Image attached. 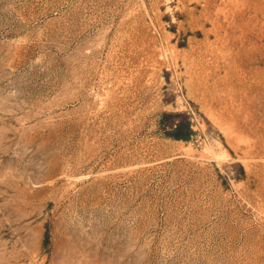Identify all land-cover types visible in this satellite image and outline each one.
Listing matches in <instances>:
<instances>
[{
    "label": "rangeland",
    "instance_id": "1",
    "mask_svg": "<svg viewBox=\"0 0 264 264\" xmlns=\"http://www.w3.org/2000/svg\"><path fill=\"white\" fill-rule=\"evenodd\" d=\"M0 264H264V0H0Z\"/></svg>",
    "mask_w": 264,
    "mask_h": 264
}]
</instances>
